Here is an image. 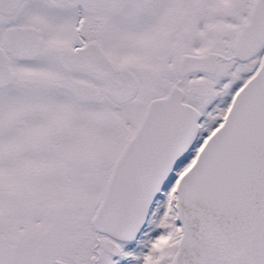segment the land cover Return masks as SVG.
Instances as JSON below:
<instances>
[{
  "label": "snow or ice",
  "instance_id": "snow-or-ice-1",
  "mask_svg": "<svg viewBox=\"0 0 264 264\" xmlns=\"http://www.w3.org/2000/svg\"><path fill=\"white\" fill-rule=\"evenodd\" d=\"M0 264H264V0H0Z\"/></svg>",
  "mask_w": 264,
  "mask_h": 264
}]
</instances>
